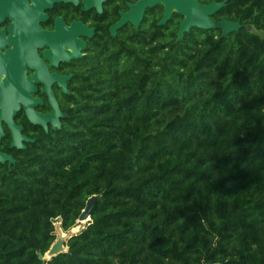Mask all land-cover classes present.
<instances>
[{"label": "trees", "instance_id": "trees-1", "mask_svg": "<svg viewBox=\"0 0 264 264\" xmlns=\"http://www.w3.org/2000/svg\"><path fill=\"white\" fill-rule=\"evenodd\" d=\"M216 2L238 30L177 40L156 4L88 46L60 127L0 162V264H40L91 195L45 264H264V0Z\"/></svg>", "mask_w": 264, "mask_h": 264}, {"label": "flooded vegetation", "instance_id": "flooded-vegetation-1", "mask_svg": "<svg viewBox=\"0 0 264 264\" xmlns=\"http://www.w3.org/2000/svg\"><path fill=\"white\" fill-rule=\"evenodd\" d=\"M138 1L56 0L50 6H44L41 0H25V4L29 10H33L34 5L38 6L41 16L32 14L30 20H34V24L39 32H45L47 36L49 34L60 35L57 39L45 37L41 42H32L30 46L31 55L26 54L27 58L19 64L22 71V80H27L31 83V87L22 85L21 89L27 93L31 101H34V104L31 106L33 112L40 115L51 113L53 106L49 100L50 94L55 102L56 109L64 114L65 95L72 92V81L75 79V70L80 68L78 60L87 54L88 46L91 43L99 42L103 46L104 43L109 41L110 37H115L120 30L127 31L130 25L138 28L146 10L145 8L140 18H137V10L130 11L132 10V6ZM130 12L134 13L133 18L128 16L131 14ZM7 14L0 21V34H2L0 42V75L4 73L1 75L0 83L14 69L13 66L16 62L10 60L14 57L13 52L17 45L15 39L21 35V30L18 27L10 30V26L15 22V19L12 17L13 14H16L13 6ZM135 18L140 19L137 27L131 21ZM16 31H18V34L14 33ZM68 31H72L73 34H68ZM8 36H10L9 41L7 39ZM54 46H59L60 50H54ZM73 49L74 51L77 50V54H71L74 52ZM62 51L71 56L64 58L65 56ZM48 53H54L55 59L48 56ZM2 54H4V57H8V59L5 57L7 60H4ZM78 54L79 56H77ZM5 63H7L6 67L3 66ZM41 70L49 76H56L57 79L48 83L46 79L36 77L42 75L38 73ZM5 72H8L6 77ZM58 77H62V79L59 81ZM18 100V108L12 116V120L15 126H21L19 133L22 147L11 144L13 138L12 130L4 120L0 121V153L11 156L14 159L13 163L17 162L18 154L23 150L29 149L36 141L37 136L35 134H39V128H42L45 132L49 129L58 128L57 126L52 128L49 119H46V128L41 124L31 122L27 116L25 104L19 98ZM56 118L61 125L63 116L56 114ZM3 164L9 167L11 165L9 161H5Z\"/></svg>", "mask_w": 264, "mask_h": 264}, {"label": "water", "instance_id": "water-1", "mask_svg": "<svg viewBox=\"0 0 264 264\" xmlns=\"http://www.w3.org/2000/svg\"><path fill=\"white\" fill-rule=\"evenodd\" d=\"M41 1H42V4H44V6L45 5L50 6L53 3V1H56V0H41ZM170 1L172 3L175 2L181 6H186V7H190L194 3L200 13L199 15L204 14L209 19L210 22L206 24L205 23L204 24L190 23L187 27L183 28L181 25H182V21L185 16L184 12L180 10L171 9V4H169L166 7L159 0H144L142 2L139 1V5L142 6L141 10H138L137 6H135V8H132V10L133 11L137 10V18H140L145 8L154 6L156 4H161L163 6V14H162L161 19L157 22L158 24H164L171 17L173 12H176L182 15V19L179 23V27L177 31V38H176L177 40L181 39L183 36V33L185 31H188L193 26L198 27V28H203V29H216L217 28L221 30L223 35L228 32L238 30L239 27L241 26L239 21H233L229 19H220L217 21H213L211 19V15H213L218 9H220L223 6L224 4L223 2L218 3L216 2V0H211L209 3L202 4L198 2L197 0H170ZM12 6L14 7L16 14H13L12 16L13 19H15V22L10 26V30H14L15 28L18 27L21 30V35L19 36V38L15 39L17 45L14 48L15 49L13 52L14 57L10 60V61L16 62L13 66L14 69L11 70V73L9 74V76L6 77L3 80L2 84L0 85V121L4 120L12 130L13 138H12L11 144L16 145L17 147H22L23 145L21 144L20 138H19V135H20L19 130L21 129V126H15L12 120V116L14 115V113L16 112L18 108V105L16 102L17 97L25 104L26 113L31 122L36 123V124H41L43 125L44 128H46L47 120L31 110V106L32 104H34V101H31L27 93L21 89L22 85H27L28 87H31V83L28 82L27 80H22V71L20 69L21 67L19 64L24 62V60L27 58L26 54L31 55L30 46L32 42H41L45 39V37L57 39L59 38L60 35L49 34V36H47L45 32L43 33L39 32V30L36 28L34 24V20L32 21L30 20L32 14L41 16L38 10V6L34 5L33 10H29L27 9L25 0H0V21L3 20L8 15L7 13L11 9ZM201 7H205V10L203 11ZM137 18L131 20L134 23L135 27H137L138 22L140 20ZM67 33L73 34L72 31H68ZM1 39H2V34H0V42H1ZM55 49H59V46H54V50ZM63 54L65 56L64 58L71 56L70 54L65 53V52H63ZM48 56H51L53 57V59H55L54 53H48ZM77 56H79V54ZM6 64L7 63L3 64V66L6 67ZM0 68H1V65H0ZM38 73L42 75L36 76V77H41L42 79L44 78L47 80L48 83L57 79L56 76H53V75L49 76L45 74V72L42 70L38 71ZM56 114L60 116H64V114L59 112L54 106L51 113L48 114V115H52L51 118L49 119L52 124V128H54L55 126L60 127V123L55 117ZM52 117H54V121L52 120L53 119ZM5 161H9V163H12L14 162V159L11 156L5 155L3 153L1 155L0 153V162L4 163ZM95 199H96V195H91L88 197V199L86 200L85 207L81 211L77 219L78 222L90 221V212L94 205ZM58 225H59L58 227L61 229L60 222L58 223ZM79 231L72 227L68 229L67 231H63V232H65L67 234L66 236L70 238L72 235L78 233ZM63 232H60L59 234L60 236L52 242L49 249L44 254L38 252V256L42 260L40 264H45L46 261L49 260L51 257L57 255L60 252H65L67 250V246L65 244L68 238L65 239Z\"/></svg>", "mask_w": 264, "mask_h": 264}, {"label": "bare ground", "instance_id": "bare-ground-1", "mask_svg": "<svg viewBox=\"0 0 264 264\" xmlns=\"http://www.w3.org/2000/svg\"><path fill=\"white\" fill-rule=\"evenodd\" d=\"M39 1V0H38ZM140 2H142V1H144V0H139ZM139 1L136 3V4H134L133 6H132V8H135V6H137V8H138V10H141V8H142V6H140L139 5ZM159 1H161L162 3H163V5L164 6H168L169 4H171V9H174V10H180V11H183L184 12V14H185V16H184V19H183V21H182V27L183 28H185V27H187L190 23H202V24H206V23H208V22H210L209 21V19L203 14H201V15H199L200 13H199V11H198V9L196 8V6H195V4L193 3V5L192 6H190V7H186V6H181V5H179V4H177V3H175V2H171L170 0H159ZM201 9L204 11L205 10V7H201ZM200 10V9H199ZM201 10V11H202ZM130 11H132L133 12V10H130ZM131 13V12H130ZM131 15V18H133V14L131 13L130 14ZM127 16V15H126ZM125 16V17H126ZM129 16V15H128ZM52 33V32H51ZM12 37V36H11ZM9 38H10V36H8V41H9ZM4 40H5V38H4ZM11 44V43H10ZM62 47V46H61ZM63 48V47H62ZM72 48V47H71ZM64 49V48H63ZM65 50V49H64ZM77 50H78V48H77ZM77 50L76 51H74V49H73V53H71V54H77L76 52H77ZM2 57H3V59L4 60H7L3 55H2ZM2 74H4V73H2ZM1 74V75H2ZM1 75H0V79H1ZM8 75V72H5V77ZM4 77V78H5ZM62 79V77H58V80L60 81ZM3 81V80H2ZM2 81H1V83H2ZM0 83V84H1ZM48 92H49V89H48ZM49 97H50V102L52 103V106L54 107L55 106V102H54V100H53V98L51 97V95H49ZM16 102H17V104L19 103V100H18V98L16 99ZM58 110V109H57ZM39 116H41V117H43V118H45V119H50L51 118V116L52 115H40L39 114ZM56 117V116H55ZM53 119V121H54V117H52ZM19 138H21V136L19 135ZM1 155H2V153H1Z\"/></svg>", "mask_w": 264, "mask_h": 264}, {"label": "rangeland", "instance_id": "rangeland-1", "mask_svg": "<svg viewBox=\"0 0 264 264\" xmlns=\"http://www.w3.org/2000/svg\"><path fill=\"white\" fill-rule=\"evenodd\" d=\"M15 34H18V31H16V32H14ZM13 33V34H14ZM14 37V36H13ZM2 55H4V54H2ZM7 59H8V57H7ZM58 223H59V221H54V224H55V230H54V233H55V239L56 238H58L60 235V232H63L58 226ZM86 221H82V222H78L77 221V224L73 227L74 229H76V230H80L81 228H83L85 225H86ZM75 232H77V231H75ZM63 234H64V237H65V239H67L68 237L66 236L67 234L65 233V232H63ZM54 239V240H55Z\"/></svg>", "mask_w": 264, "mask_h": 264}]
</instances>
